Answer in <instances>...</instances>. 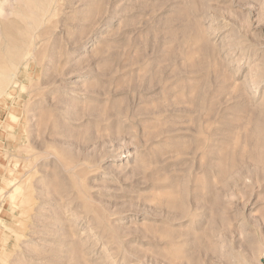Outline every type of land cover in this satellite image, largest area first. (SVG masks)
<instances>
[{
    "label": "rangeland",
    "instance_id": "1",
    "mask_svg": "<svg viewBox=\"0 0 264 264\" xmlns=\"http://www.w3.org/2000/svg\"><path fill=\"white\" fill-rule=\"evenodd\" d=\"M0 264H264V0H0Z\"/></svg>",
    "mask_w": 264,
    "mask_h": 264
}]
</instances>
